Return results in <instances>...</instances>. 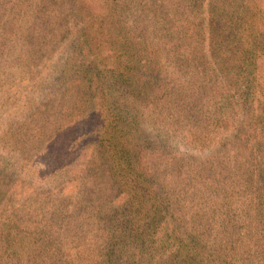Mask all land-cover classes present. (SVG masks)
Wrapping results in <instances>:
<instances>
[{
    "label": "trees",
    "instance_id": "16d2710c",
    "mask_svg": "<svg viewBox=\"0 0 264 264\" xmlns=\"http://www.w3.org/2000/svg\"><path fill=\"white\" fill-rule=\"evenodd\" d=\"M186 3L192 5L193 17L186 27L184 19L176 23L169 16L170 9L157 28L160 40L171 45L166 51L159 46L165 52L161 59L171 61L173 71L194 76L199 86H211L204 99L208 112L202 116L194 107V119L201 118L191 129L178 117L179 102L164 109L153 103L162 97L159 82L166 81L157 60L149 63L154 50L146 52V69L128 68V76L115 63L121 57L116 51L111 68L98 57L100 52L85 60L86 81L103 77L102 64L111 71V81L99 85L98 95L89 86L87 100H98V109L90 103L88 113L74 121L83 132L74 163L82 168L79 175L73 168L71 178L70 170L60 172L67 190L60 205L67 215L84 213L91 224L105 228L109 239L103 250L98 247L99 264H264V24L258 15L264 0H238L228 23L221 20L225 8L219 0ZM83 5L74 7L66 32L71 49L82 44L90 52L88 27L80 19ZM247 22L246 32L253 29L255 36L242 42L240 29L245 31ZM58 38L44 31L33 36V43L43 41L53 49ZM104 92L105 118L100 114ZM206 133L209 139H204ZM185 146L199 147L194 169H183L189 155L164 156L166 168L160 167L162 151L184 154ZM98 171L96 177L102 173L100 180L108 182L111 172L112 187L101 183L97 197L93 193L87 201L81 199L88 188L97 191L88 183ZM95 199L103 203L89 205ZM71 229L77 232L81 224L77 221Z\"/></svg>",
    "mask_w": 264,
    "mask_h": 264
},
{
    "label": "rangeland",
    "instance_id": "374dc122",
    "mask_svg": "<svg viewBox=\"0 0 264 264\" xmlns=\"http://www.w3.org/2000/svg\"><path fill=\"white\" fill-rule=\"evenodd\" d=\"M219 1L225 8L221 20L232 22L230 13L238 0ZM78 3L80 6L84 3L81 9L85 7L80 19L83 26L88 27L86 32L93 46L90 52L82 44L79 49H71L70 38H67L66 30ZM168 3L170 5L166 6ZM170 9L169 16H173L176 23L184 19V27L193 18L189 13L192 5H187L186 0H0V25L5 27L0 28V264H62L66 260L77 262L75 264H99L98 247L103 250L109 236L104 227L91 224L84 213L74 217L67 215L63 208L61 211L60 203L67 200L64 196L67 190L60 172L64 169L71 172L75 168L80 174L82 167L74 160L76 143L83 132L81 123L74 121L88 113L90 103L98 109V100H87L89 86L96 89L98 95L99 85L102 88L111 81V71L106 70V66L111 68V61L115 62L111 53L116 51L121 56L115 62L121 71L145 70L146 52L154 50L150 52L149 63L154 65L153 61L157 60V67L161 69L158 72L166 80L159 82L157 92L162 97L159 102H153L156 108L164 109L179 102L178 117L189 129L195 119L205 116L204 99L207 89L211 90L210 84L199 86L194 76H186L180 69L173 71V63L161 59L165 52L159 46H165L166 51L171 45L160 40L157 25ZM258 15L264 24V9ZM64 22L66 25L61 30ZM242 26L245 30L250 25L247 22ZM44 31L58 36L61 42H54L53 49L43 41L33 43V36ZM250 31L249 34L240 29L242 42L253 41L255 33L253 29ZM44 46L46 50L41 54ZM93 52H100L98 57L104 59L106 66L102 64V78L86 81L85 60L90 61ZM152 65L151 70L155 68ZM129 73L128 70L124 75ZM175 78L179 80L177 84ZM104 95L100 114L105 118V92ZM146 104L149 105L150 100H146ZM194 107L196 111L202 110L195 119ZM178 108L175 105V117ZM209 135L206 133L204 139H209ZM198 148L185 146L184 154L162 151L160 167H165L164 156L174 159L189 155L192 157L183 169H194ZM99 173L88 183V187L97 191L92 192L87 187L89 191L85 190L81 199L87 201L93 193H97V197V185L101 183L112 187L111 181H115L111 172L110 182L100 180L102 173L97 178ZM68 176L71 178L73 172ZM102 203L103 199H95L89 205ZM77 221L81 230L74 232L71 227ZM58 257L61 259H56Z\"/></svg>",
    "mask_w": 264,
    "mask_h": 264
}]
</instances>
